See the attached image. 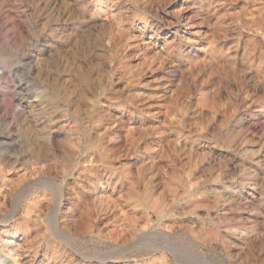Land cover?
Returning a JSON list of instances; mask_svg holds the SVG:
<instances>
[{
    "label": "rangeland",
    "instance_id": "obj_1",
    "mask_svg": "<svg viewBox=\"0 0 264 264\" xmlns=\"http://www.w3.org/2000/svg\"><path fill=\"white\" fill-rule=\"evenodd\" d=\"M0 264H264V0H0Z\"/></svg>",
    "mask_w": 264,
    "mask_h": 264
},
{
    "label": "bare ground",
    "instance_id": "obj_2",
    "mask_svg": "<svg viewBox=\"0 0 264 264\" xmlns=\"http://www.w3.org/2000/svg\"><path fill=\"white\" fill-rule=\"evenodd\" d=\"M131 133V132H130ZM129 136V135H128ZM157 148H158V146H157ZM146 149H147V146H146ZM145 153V152H144ZM143 154V153H142ZM149 159V158H148ZM189 165V164H188ZM198 168V167H197ZM229 169V168H228ZM190 170V169H189ZM193 170V169H192ZM144 171V170H143ZM143 174V173H142ZM191 175H193V174H191ZM192 177V176H191ZM190 178V177H189ZM231 179V178H230ZM148 180H149V178H148ZM39 181V180H38ZM124 181V180H123ZM126 181V180H125ZM175 181V180H174ZM206 181V180H205ZM136 183V182H135ZM194 183V182H193ZM192 184V183H191ZM200 184H202V183H200ZM198 185V184H197ZM242 186V185H241ZM239 187V186H238ZM59 197L61 198V194H59L58 196H57V199H59ZM20 198V196H17L14 200H13V204H12V206H13V210H12V212L10 213V215L7 217V219H6V222L8 221V219H9V217H11L15 212H16V210H17V206H18V199ZM12 201V200H11ZM20 203V202H19ZM150 203V202H149ZM155 204V203H154ZM27 206V205H26ZM30 206V205H29ZM154 206V205H153ZM161 206V205H160ZM155 207V206H154ZM20 209V208H19ZM29 210V209H28ZM58 211V209H56L55 210V212L53 213V215H52V222H53V225H52V227H53V229H54V232H56L57 234H59V236L63 239V238H65L66 236H67V234H65L63 231H61L60 229H59V227H58V224H57V212ZM60 211V210H59ZM157 211V210H156ZM167 211V210H166ZM158 213V212H157ZM162 216V215H161ZM160 216V217H161ZM149 217V216H148ZM23 218V217H22ZM212 219H214L213 217H212ZM20 220V219H19ZM216 221V220H215ZM2 224V223H1ZM151 228V227H150ZM62 229V228H61ZM208 230V229H207ZM53 231V230H52ZM14 232H16V231H14ZM154 232V231H153ZM152 232V233H153ZM219 233V232H218ZM150 235V234H149ZM148 235V236H149ZM146 234H144V235H142L141 237H140V240L139 241H137V242H135V243H133L132 245H129V247H126L125 248V250H131V251H134L136 248H141V247H139L138 246V243H141V240H143V239H145V238H147L148 237ZM152 236V235H151ZM213 236V235H212ZM215 236V235H214ZM213 236V237H214ZM154 238H158V237H154ZM163 238V237H162ZM135 240H137V239H135ZM132 241V240H131ZM134 241V240H133ZM143 242V241H142ZM146 243V242H145ZM150 244V243H149ZM155 244V243H154ZM147 245V244H146ZM158 245V244H157ZM157 245H155V246H157ZM71 247H72V245H71ZM160 247H162L161 245H160ZM74 248V247H73ZM164 248V247H163ZM162 248V249H163ZM165 249V248H164ZM124 250V249H123ZM141 250H144V249H141ZM158 250V249H157ZM142 255V254H141Z\"/></svg>",
    "mask_w": 264,
    "mask_h": 264
}]
</instances>
